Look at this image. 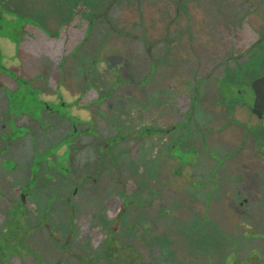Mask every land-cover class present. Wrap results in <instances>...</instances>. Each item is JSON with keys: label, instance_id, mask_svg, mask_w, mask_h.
<instances>
[{"label": "rangeland", "instance_id": "obj_1", "mask_svg": "<svg viewBox=\"0 0 264 264\" xmlns=\"http://www.w3.org/2000/svg\"><path fill=\"white\" fill-rule=\"evenodd\" d=\"M19 1L29 4L25 8L34 20L53 24L58 16L53 0ZM259 4L118 0L111 13L116 31L82 34L81 59L70 55L63 68L61 39L53 42L46 33L27 30L34 41L24 44L20 61L4 60L3 65L25 80L40 74L31 84L42 101L53 102L60 93L70 100L71 88L83 87L81 82L108 89L98 85L97 66L110 58L121 63L120 74L135 80L120 87L135 101L146 95L151 103L166 101L176 108L181 122L175 150L196 164L178 173L180 162L169 147L167 154L153 157L124 144L118 155L119 148L106 150L102 139L90 137L75 142L79 148L87 144L77 154L66 143L49 159L45 151L64 141L72 125L52 118L55 128L50 130L29 117L18 119V129L4 127L9 118L4 87L16 85L0 74V264H244V253L264 248L251 240L254 229L264 231V129L256 137L236 129L230 142L220 135L229 123L239 127L237 118L242 127L259 125L240 106L253 99L256 74L264 72V42L238 72L209 77L221 58L264 38L261 19L249 13ZM72 36L77 40V34ZM0 46L7 53L13 50L6 42ZM62 73L67 80H60ZM26 128L29 134L15 141L3 138ZM97 128L104 138L113 137L110 125ZM229 152L238 154L235 161L229 158L231 164L224 159ZM235 175L243 179L238 186ZM206 181L210 184L202 187ZM217 184L223 188L214 189ZM243 233L247 240L241 243ZM111 245L124 249L107 258Z\"/></svg>", "mask_w": 264, "mask_h": 264}, {"label": "flooded vegetation", "instance_id": "obj_2", "mask_svg": "<svg viewBox=\"0 0 264 264\" xmlns=\"http://www.w3.org/2000/svg\"><path fill=\"white\" fill-rule=\"evenodd\" d=\"M117 1L118 0H53L55 6L53 7V10L58 12V16L55 17L53 24H47L39 20H34L27 14L29 8H25V5L29 4L23 3L19 0H0V42H6L13 48L12 51L7 53L6 50L0 46V74L13 80L16 85L13 89L4 87L5 94L9 99V118L4 127L11 124L18 129L21 125L18 123V119L22 118H33V120L35 119L43 128L48 126V129L50 130L55 128L52 124V118L67 122L68 125H72V130L65 133V137L63 138L64 141L58 140L56 146L54 145L45 151L43 155L47 156L49 159L54 155V149L61 147L62 145V148H64L66 143L67 145L70 143L72 146L71 148L74 150L72 154H77L81 148L87 144L80 145L79 148L75 142H80L82 139L89 137L96 139L98 142L102 139L101 142L106 150L109 149V147L119 148L118 155L122 154L120 152V146L124 144L129 145V147L131 146L130 149L136 147L141 148V153H144V156L150 155L153 157H156L158 153L162 155L165 153L167 154L169 147L172 155H174V157L180 162V166L176 168L177 172L182 173L184 167L195 165L196 160H183L182 155H179L175 150L174 143L177 138L176 134L179 132L181 117L177 113L176 108L172 107V105L168 104L166 101L161 103H151L149 100H146L148 99L146 98V95H144V99H138L135 101L132 94L125 90H121V86H129L135 81L133 78L130 79V76L126 77L123 76V74H120L121 63L114 62L109 58L102 61V63L97 66L99 75L98 85L100 83V86L102 84L107 87L109 86L108 89L99 87L93 88V86L87 88L85 87V82H81V84L84 85L83 87L80 86L78 89L71 88L72 90L70 91L73 93V97H71L70 100L60 93L53 102L42 101L39 96V90L34 88L31 84L33 81L42 78L40 74L25 80L12 69L11 65L10 67L3 65L4 60L8 64L20 61L24 44L29 41H34V36L29 34L27 31L28 29L37 30L43 34L46 33L45 36L47 39H50L53 42H55L56 38L61 39L58 47L64 49L61 50L60 68L64 67L65 62L70 55L78 61L81 59V57L78 56V51L81 50L86 43V35L82 36V34L91 31L99 32L101 30L116 31L117 25L113 22L111 13L113 12ZM174 1L180 2L182 0ZM252 1L260 2L256 8L251 6L249 13L250 16L253 17L259 16L262 21L259 26L261 31L259 32L264 34V0ZM15 5H17V8L14 7ZM22 8L25 11H23ZM175 11L176 13L178 12L177 9ZM168 20L169 19L166 16V23ZM73 34H77V40L73 39ZM197 42L200 43L199 40ZM263 42L264 38L250 43V46L244 51L239 53H235L234 51V54L230 53L226 57L221 58V60L214 66L212 74L210 73L212 70L209 72V77L213 74L226 77V75H228L226 70L231 73L238 72L239 66L242 62L245 63L246 61L251 60L254 57L255 51L259 49ZM72 45L74 50H72L71 53L65 51V48L72 49ZM116 52L118 51H115L114 53ZM181 54L183 55V53ZM191 59L194 60L193 58ZM263 61L264 56L261 58V62ZM60 75V80L65 81L66 74L62 73ZM85 75L88 76L87 73H85ZM262 77H264V72H258L254 82ZM89 95L91 100L87 102L91 103V108L86 104L87 102H85L87 99L86 97ZM254 102L255 94L253 91V99L249 102H241L242 106H240V108H243L245 112H248V114L256 120L259 125L256 127H249L247 125L242 127L241 121L234 117L235 123H239L240 126H229V123L228 126H224V129L222 130L224 132H220L221 136L224 135L227 140L229 139L228 142L232 139L230 135L231 132L236 129L244 132L246 130L247 133H250L251 136L255 137L257 134L256 131L261 129V127L264 129V115L259 117L252 112ZM108 106L111 107L110 110H112V115H114L113 120H111V117L107 114L106 107ZM96 116L97 119H99V124L105 123L111 126L114 132L112 138L103 137L97 128L99 124H95ZM25 130L26 131H19L16 134L10 132L9 134L4 135L3 138L8 141H15L16 139L29 134V129L26 128ZM229 130L230 133H227ZM135 136L136 138H140L138 139L140 140V143H136L135 140H132ZM243 147V145L240 146L239 150L243 149ZM59 150H61V148ZM262 151L261 156H264L263 148ZM257 153H259L258 148ZM236 155L238 154L229 152L224 159L231 164L232 161L237 159ZM229 158H231L232 161H230ZM195 174L196 173H190V177L195 178ZM212 175H215V170H212ZM48 176L51 177V175ZM242 180L241 177L235 175L233 184L238 186V183L241 184ZM34 184L36 183L33 182L28 186L27 191H31V187L34 186ZM209 184L210 182L206 181L201 186L206 187ZM199 185V182L194 183L195 187H198ZM216 188L219 190L222 189L223 184H217V187L215 186L214 189ZM154 197H156V195H154ZM211 223L217 225L215 221H211ZM240 240L241 243L247 240L246 237L244 238V233ZM251 240L260 242L264 245L263 229L262 231L254 229V237L251 238ZM120 249L124 248L112 246L107 248V258H113ZM253 255L257 259L255 264H264V248H252L248 250L247 254H243L242 262L244 264H251Z\"/></svg>", "mask_w": 264, "mask_h": 264}, {"label": "water", "instance_id": "obj_3", "mask_svg": "<svg viewBox=\"0 0 264 264\" xmlns=\"http://www.w3.org/2000/svg\"><path fill=\"white\" fill-rule=\"evenodd\" d=\"M252 89L255 94V102L252 112L259 117L264 115V77L256 80L252 84Z\"/></svg>", "mask_w": 264, "mask_h": 264}, {"label": "trees", "instance_id": "obj_4", "mask_svg": "<svg viewBox=\"0 0 264 264\" xmlns=\"http://www.w3.org/2000/svg\"><path fill=\"white\" fill-rule=\"evenodd\" d=\"M111 246H112V245H111ZM111 246H108V248L111 247ZM105 258H106V257H105Z\"/></svg>", "mask_w": 264, "mask_h": 264}]
</instances>
